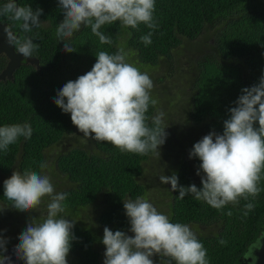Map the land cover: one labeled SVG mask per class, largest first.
I'll use <instances>...</instances> for the list:
<instances>
[{
	"label": "trees",
	"instance_id": "trees-1",
	"mask_svg": "<svg viewBox=\"0 0 264 264\" xmlns=\"http://www.w3.org/2000/svg\"><path fill=\"white\" fill-rule=\"evenodd\" d=\"M19 3L31 5L33 10L43 9L40 20L45 21V26L23 33L11 21L17 35L30 36L38 44L33 57L39 60V65L23 64L13 79L0 81V127L28 122L33 129L31 139L21 137L7 151L0 150L3 174H10L16 166L21 174L26 170L42 174L40 165L46 163V151L75 132L71 115L64 113L54 99L68 81L92 69L99 51L114 54L122 46L129 52V63L143 65L141 71L151 70L162 58L172 60L175 50L186 39L194 41L204 31L211 32L214 52L197 61L190 96L192 122L202 125L207 133L214 130L221 134L223 121L229 118V109L235 106L242 89L257 84L264 76V0H156L155 29L144 24L138 29L125 28L115 22L101 28L112 43L101 44L91 28L85 26L71 38L76 49L71 53L63 50L64 42L55 35L63 20L58 0H19ZM149 32L153 33L152 43L145 46L140 37ZM4 66L5 61L1 60L0 71ZM155 111L156 105H150L149 126ZM200 140L191 143V150ZM94 146L98 153L73 148L57 157L58 171L71 182V187L63 192L67 197L60 217L80 215L81 210L102 197L105 207L99 216L100 224L114 232L129 234L123 199L135 200L145 195L146 186L139 178L153 153L121 152L111 143L95 140ZM193 162L195 171L186 162L180 164L177 175L181 186L195 183L202 187L197 175L201 162L198 158H193ZM259 187L257 197L241 199L239 205L229 204L220 210L192 195L179 199V192L170 190V222L217 228L212 235H196L207 251L209 264H246L243 256L264 231V178ZM0 202L11 207L4 197L3 182H0ZM247 203L254 204L251 211L245 209ZM72 231L75 238L69 254L75 259L68 264H104L95 247L103 245V235L84 226H74Z\"/></svg>",
	"mask_w": 264,
	"mask_h": 264
},
{
	"label": "clouds",
	"instance_id": "clouds-1",
	"mask_svg": "<svg viewBox=\"0 0 264 264\" xmlns=\"http://www.w3.org/2000/svg\"><path fill=\"white\" fill-rule=\"evenodd\" d=\"M63 20L55 35L64 42V51L76 49L71 43L74 34L82 27H90L101 44H111L101 28L119 22L125 28L138 29L144 24L155 29L156 0H58ZM43 9L33 10L31 5L20 6L17 0H6L0 5V17L16 22L23 33L45 26L40 20ZM9 24L4 28L7 41L25 59L34 56L38 44L30 36H19ZM153 33L140 37L148 46ZM129 52L118 47L114 54L99 51L92 69L74 81H68L57 92L54 103L71 115L73 125L84 138L111 143L121 152L160 156V147L165 144L168 133L164 126V113L151 117L150 105L153 81L147 72L128 62ZM230 116L223 121V132L214 130L196 142L189 158L201 162L197 175L202 187L195 183L181 186L174 172L161 175L163 184H171V191L179 192V199L192 195L215 209L231 204L239 205L259 195L260 181L264 178V76L251 87L242 89V94L229 109ZM258 124V126H257ZM30 123H16L0 127V150L7 151L19 138L31 139ZM41 164L40 168H45ZM4 197L11 207L20 212L39 208L45 197L49 198L47 215L37 222L32 217L26 229L19 235V244L14 249L18 260L25 264H68L67 257L75 238L74 222L60 217L65 211L63 202L66 193H56L48 175L26 170L23 174L14 171L4 180ZM123 206L133 235L125 231L104 228L102 243L106 248L104 264H155L159 256L162 264H209L207 251L190 226L173 223L167 215L145 197L124 200ZM251 211L254 204H245ZM245 212V215L247 214ZM231 215V212L228 213ZM224 243L223 240L220 241ZM8 240L0 234V264H11L7 253Z\"/></svg>",
	"mask_w": 264,
	"mask_h": 264
},
{
	"label": "rangeland",
	"instance_id": "rangeland-1",
	"mask_svg": "<svg viewBox=\"0 0 264 264\" xmlns=\"http://www.w3.org/2000/svg\"><path fill=\"white\" fill-rule=\"evenodd\" d=\"M213 44L212 33L204 31L194 41L186 39V42L175 50L172 60L162 58L156 68L142 70V72H147L153 81L151 97L156 101L155 115L158 112L164 113L163 121L164 126L167 127L168 136L165 144L159 149L160 156L153 154L150 160L143 165V175L139 181L146 186V193L143 197L168 217L171 184L161 183L159 177L161 175L171 176L174 172L177 174L182 162L188 163L195 171L193 158H189L191 143L209 134L202 125H195L192 122L190 96L198 68L197 61L213 54ZM137 67L141 70L143 65ZM82 135L76 128L73 134L64 137L60 143L46 151V167L43 168L42 174L50 177L56 193H63L71 187V182L58 171L56 165L57 157L61 153L73 148H83L91 153H98L94 140L84 138ZM14 171L20 172L18 166L10 174L0 172V182L10 178ZM48 203L49 198L45 197L38 209L31 212H20L0 202V234L8 240L7 247L16 241L15 239L26 229L32 217H36L37 222L46 217ZM104 207L101 197L86 209L81 210L80 215L77 214L68 219L74 222V226L90 227L104 235L105 227L99 221ZM189 226L196 235L209 236L217 232V228L214 227H201L194 224ZM128 235L133 234L130 232ZM95 247L101 252L102 260H104L105 246L96 244ZM74 259L75 256L72 254L67 257L68 262ZM153 259L155 264H162L159 256Z\"/></svg>",
	"mask_w": 264,
	"mask_h": 264
},
{
	"label": "water",
	"instance_id": "water-1",
	"mask_svg": "<svg viewBox=\"0 0 264 264\" xmlns=\"http://www.w3.org/2000/svg\"><path fill=\"white\" fill-rule=\"evenodd\" d=\"M6 26L0 22V53H5L9 58L7 67L0 73L1 80H5L6 77L12 78L16 69L22 65V61L25 59L22 54L16 53L14 46L8 43L3 31ZM27 62L39 65V60L35 58H28ZM18 244L19 239L13 242L5 253L11 257V264H25L24 261L18 260L14 254V249ZM242 259L246 264H264V231L256 242L249 247Z\"/></svg>",
	"mask_w": 264,
	"mask_h": 264
},
{
	"label": "flooded vegetation",
	"instance_id": "flooded-vegetation-1",
	"mask_svg": "<svg viewBox=\"0 0 264 264\" xmlns=\"http://www.w3.org/2000/svg\"><path fill=\"white\" fill-rule=\"evenodd\" d=\"M6 2V0H0V5H2L3 3H5ZM17 3L20 5V3H19V0H17ZM0 22L2 23V24H4V25H9V24H11V25H13V22H11V21H9V20H7L6 18H2V17H0ZM14 32H15V30H14V25H13V29H12ZM16 33V32H15ZM17 53V52H16ZM31 58H35V59H37L36 57H31ZM1 60H3V61H5V66H4V68L3 69H1V71H0V73L7 67V65H8V62H9V58L5 55V53H0V61ZM38 60V59H37ZM28 62H27V59H24L23 61H22V65L23 64H27ZM30 64H33V63H30ZM21 65V66H22ZM34 65H37V64H35L34 63ZM20 66V67H21ZM18 69V68H17ZM16 69V70H17ZM14 74H15V72H14ZM14 74H13V77H14ZM13 77L12 78H9V77H6L5 78V80H8V79H13ZM5 80H1L0 79V81H5Z\"/></svg>",
	"mask_w": 264,
	"mask_h": 264
}]
</instances>
